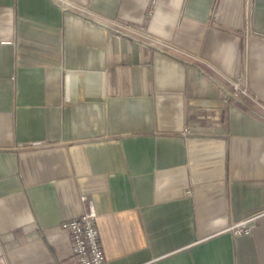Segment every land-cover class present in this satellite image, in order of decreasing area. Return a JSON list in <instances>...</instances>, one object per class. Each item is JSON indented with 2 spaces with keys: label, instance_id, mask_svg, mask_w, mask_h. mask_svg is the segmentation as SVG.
I'll return each instance as SVG.
<instances>
[{
  "label": "crops",
  "instance_id": "crops-1",
  "mask_svg": "<svg viewBox=\"0 0 264 264\" xmlns=\"http://www.w3.org/2000/svg\"><path fill=\"white\" fill-rule=\"evenodd\" d=\"M92 205L108 264H264V214L229 230L264 211V0H0V264H77Z\"/></svg>",
  "mask_w": 264,
  "mask_h": 264
},
{
  "label": "built area",
  "instance_id": "built-area-1",
  "mask_svg": "<svg viewBox=\"0 0 264 264\" xmlns=\"http://www.w3.org/2000/svg\"><path fill=\"white\" fill-rule=\"evenodd\" d=\"M64 6V5H63ZM162 49L172 48V45L161 39L153 38ZM225 102L233 100H248L251 97L249 89L239 81H233L232 85L223 86ZM87 199V196H83ZM264 214L259 212L244 220L234 222L230 229L234 234L245 235L253 231L259 218ZM97 213L94 206H90L81 216L73 217L63 222L62 227L71 236L73 247V259L77 264H108L104 247H102L101 235L97 226Z\"/></svg>",
  "mask_w": 264,
  "mask_h": 264
}]
</instances>
